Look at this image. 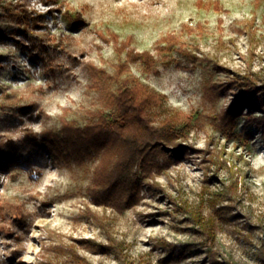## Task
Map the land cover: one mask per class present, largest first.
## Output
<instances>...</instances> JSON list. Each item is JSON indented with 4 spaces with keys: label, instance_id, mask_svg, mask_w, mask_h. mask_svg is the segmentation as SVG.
<instances>
[{
    "label": "rangeland",
    "instance_id": "374dc122",
    "mask_svg": "<svg viewBox=\"0 0 264 264\" xmlns=\"http://www.w3.org/2000/svg\"><path fill=\"white\" fill-rule=\"evenodd\" d=\"M124 78L165 95L153 124L189 121L116 207L92 194L100 153L69 155L63 140L115 115ZM249 78L260 89L227 130ZM231 164L240 191L226 200ZM111 239L121 254L92 242ZM80 262L264 264V0H0V264Z\"/></svg>",
    "mask_w": 264,
    "mask_h": 264
},
{
    "label": "trees",
    "instance_id": "16d2710c",
    "mask_svg": "<svg viewBox=\"0 0 264 264\" xmlns=\"http://www.w3.org/2000/svg\"><path fill=\"white\" fill-rule=\"evenodd\" d=\"M114 40L116 41V38ZM127 57L130 60H139L148 69L152 68L153 59L148 52L130 50ZM88 69L94 76H107L104 70H98L92 65ZM259 89L260 84H256L251 78L246 81V85L241 86L235 100L224 112L227 117V130L234 129V120L248 93L253 95ZM165 99L164 94L148 91L139 81L124 78L122 87L113 96L115 115L110 118L102 116L96 122L86 125L84 132L75 133L73 136L69 134L70 128L66 129L67 136L63 141L69 155L81 158L90 151L100 153V160L94 171L93 195L104 197L116 207L129 205L135 199L140 179L149 177V173L159 166L158 157L169 149H173L175 153L181 149L188 136L184 125L189 121V116L176 112L165 117L159 125L153 124L148 117L147 108L152 103L161 104ZM43 138L45 144H55L48 140L47 135ZM15 160L8 158L2 165L14 163ZM215 161L221 164L225 163L226 159L216 155ZM234 167V164L229 166V181L222 190V193L226 194V200H231L240 191L238 171ZM206 233L207 236L211 234L208 227ZM92 242L98 250L111 249L114 253L121 254V244L113 242V239L108 244L93 240ZM72 254L79 261L83 260L75 251H72ZM211 257L215 256L211 254Z\"/></svg>",
    "mask_w": 264,
    "mask_h": 264
}]
</instances>
